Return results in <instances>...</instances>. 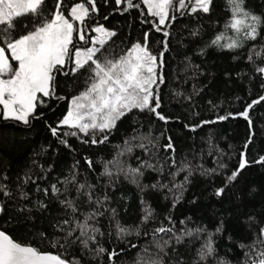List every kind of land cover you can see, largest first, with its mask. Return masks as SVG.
Listing matches in <instances>:
<instances>
[{
    "label": "trees",
    "instance_id": "16d2710c",
    "mask_svg": "<svg viewBox=\"0 0 264 264\" xmlns=\"http://www.w3.org/2000/svg\"><path fill=\"white\" fill-rule=\"evenodd\" d=\"M56 2L46 0L45 15L55 12ZM64 2L69 8L84 0ZM96 3L88 26L115 33L97 53L101 61L125 56L134 44H143L145 33L158 65L163 53L157 111L167 119L133 109L110 131L96 132L95 144L91 132L59 126L92 77L89 66L73 73L67 64L55 73V96L43 99L29 124L0 116V231L79 264H252L264 250V163H256L264 157V100L248 105L264 96V75L257 71L264 67V29L256 40L229 50L211 44L226 32L225 0H212L208 13L171 11L159 32L142 0H133L139 4L133 8L126 0L119 6L114 0ZM246 7L264 15V0H247ZM35 22L30 15L16 19L13 36ZM245 110L247 119L240 115ZM69 131L77 135L65 136ZM104 135L107 140L100 143ZM242 153L249 163L229 181ZM129 168L143 174L126 175ZM220 188L224 192L217 195ZM146 208L152 214L144 222ZM85 222L95 236L87 247L78 227ZM117 223L131 234L118 236ZM160 227L172 231L156 232ZM210 235L215 251L201 260L198 252ZM98 247L108 251L97 254ZM113 250L118 255L109 260Z\"/></svg>",
    "mask_w": 264,
    "mask_h": 264
},
{
    "label": "snow or ice",
    "instance_id": "6c2138e0",
    "mask_svg": "<svg viewBox=\"0 0 264 264\" xmlns=\"http://www.w3.org/2000/svg\"><path fill=\"white\" fill-rule=\"evenodd\" d=\"M122 2L125 0H115L117 5ZM142 2L147 7L148 14L158 18V24L155 25L157 32L161 31V25H166L171 11L189 9L190 13L198 11L208 13L212 4V0H142ZM126 3L127 8L139 7V4H134L133 0H126ZM225 3L230 13V18L224 25L226 32L216 35L211 44L233 50L244 47L247 41L256 40L264 29V15L256 14L246 7L247 0H225ZM45 6L46 0H0V45H2L0 46V106H2L0 116L3 119L29 124V118H35L34 113L38 103H43L41 97L55 96V73L64 69L68 63H72L75 65L71 69L73 73L86 66L91 68V83L80 95L72 98L70 108L59 126L78 129L85 135L91 132V143L95 144L97 143L96 132L110 131L121 117L133 109L148 110L160 120L166 121L167 118L157 111L160 107L158 81L164 82V77L162 74L158 75L157 68L159 66L162 69L163 53L160 54L161 59L158 65L157 56L153 55L148 47V33L144 35L143 44H134L125 56L116 60L101 61L97 53L107 43V39L115 33L99 25L92 29L97 33L96 37H86L87 20L91 18V13L98 11L96 0L74 3L70 8H67L64 0H57L56 10L50 17L45 15ZM62 7L68 11L70 19L65 16ZM25 15L32 16L36 22L31 30L14 37L12 33L15 30V20ZM171 19H176V16L172 15ZM76 22L78 26H74ZM25 27L27 28V25ZM227 31H231L232 35L227 36ZM74 33L77 35V40H74ZM163 34L165 37L169 35L167 31ZM221 41L226 42L221 43ZM78 42L91 43L93 46L77 47ZM97 44L100 47H96ZM164 48L167 50L166 43ZM6 49L10 52V57L6 54ZM248 59L252 60L251 54ZM12 61L16 62L17 66H14ZM257 71L264 75V67H258ZM64 74L68 75L67 72ZM154 86H156L155 89ZM261 100H264V96L253 101L248 108L260 103ZM240 115L247 119L248 111L245 110ZM219 119L223 120L226 117H219ZM213 122L205 121L204 123ZM51 132L53 136H58L57 127L51 128ZM64 135L75 136L77 132L69 131ZM105 140L107 135H104L99 142L103 143ZM62 142L66 143V141ZM140 146L143 147V145ZM166 148H172L170 140ZM241 157L239 168L228 177L229 181L235 180L240 170L248 165L249 162L243 153ZM256 163H264V157H260ZM106 174L111 175L110 172ZM142 174L139 168H129L126 175L135 177ZM80 187L85 186L80 185ZM52 191L59 190L52 185ZM223 192L224 189L220 188L216 194L221 195ZM68 203L71 206L72 202ZM2 210L0 208V211ZM75 210L73 208V211ZM151 214V209L146 208L144 222L150 219ZM64 223L67 224L68 221ZM78 227L81 237H87L81 240L84 247L88 246L89 240L95 242V236L89 235L90 226L86 222L78 224ZM91 231L98 232L99 229L92 228ZM155 231L168 232L172 229L160 227ZM195 231L200 232L203 229ZM71 234L69 232V236ZM117 234L122 236L129 235L131 232L117 223ZM136 234L139 235V231ZM192 234V231L186 233V235ZM260 235L264 237V228H261ZM179 239L178 237L177 242ZM260 243H264V240ZM57 244L58 242L54 243L53 247ZM132 247L136 246L132 245ZM107 251L103 247L96 249L97 254ZM214 251L210 235L198 255L201 260H204ZM116 255L118 253L114 250L109 252V260ZM258 257V260L253 261L252 264H264V250L258 253ZM0 264H79V262L68 259L62 253L41 252L38 248L18 242L4 231H0ZM153 264L157 262L154 261Z\"/></svg>",
    "mask_w": 264,
    "mask_h": 264
},
{
    "label": "rangeland",
    "instance_id": "374dc122",
    "mask_svg": "<svg viewBox=\"0 0 264 264\" xmlns=\"http://www.w3.org/2000/svg\"><path fill=\"white\" fill-rule=\"evenodd\" d=\"M114 2H115V0H114ZM116 4V3H115ZM142 4H143V2H142ZM117 5V4H116ZM144 5V4H143ZM119 6V5H118ZM145 6V5H144ZM70 8V7H69ZM145 8H146V10H147V7L145 6ZM62 10L64 11V14H65V16L66 17H68V11L67 10H65V9H63L62 8ZM148 12V11H147ZM150 15V14H149ZM151 16V15H150ZM151 17H153V16H151ZM69 19H70V17H68ZM154 19H156L157 21H158V18H155V17H153ZM87 24H88V20H87ZM74 26H78V22H76V25H74ZM97 26H99V25H90V26H88V28H87V30H86V32H85V35H86V37H88V38H92V37H96L97 36V33H95V32H93L92 31V29L93 28H95V27H97ZM104 27V26H103ZM105 28V27H104ZM106 29V28H105ZM78 38H77V35H76V33H74V40H77ZM93 45L91 44V43H88V44H84L83 42H78L77 43V47H81V48H88V47H92ZM96 47H100L99 46V44H97V45H95ZM8 55H9V57H10V52H8ZM12 62H14V61H12ZM15 63V66H17L16 65V62H14ZM70 66H71V69L73 68V67H75V65L74 64H72V63H68ZM67 66V65H66ZM157 72H158V68H157ZM44 98H47V97H41V99L43 100ZM44 104V102L43 103H38V105H43ZM37 105V106H38ZM1 108H2V106H1ZM9 120V119H8ZM11 120V119H10ZM19 122H21V121H19ZM21 123H23V122H21ZM65 127H67V126H65Z\"/></svg>",
    "mask_w": 264,
    "mask_h": 264
},
{
    "label": "water",
    "instance_id": "95a60500",
    "mask_svg": "<svg viewBox=\"0 0 264 264\" xmlns=\"http://www.w3.org/2000/svg\"><path fill=\"white\" fill-rule=\"evenodd\" d=\"M1 46V45H0ZM6 54H7V52H6ZM1 208V207H0ZM0 213H1V211H0Z\"/></svg>",
    "mask_w": 264,
    "mask_h": 264
},
{
    "label": "flooded vegetation",
    "instance_id": "af4514ba",
    "mask_svg": "<svg viewBox=\"0 0 264 264\" xmlns=\"http://www.w3.org/2000/svg\"><path fill=\"white\" fill-rule=\"evenodd\" d=\"M8 55V54H7Z\"/></svg>",
    "mask_w": 264,
    "mask_h": 264
}]
</instances>
